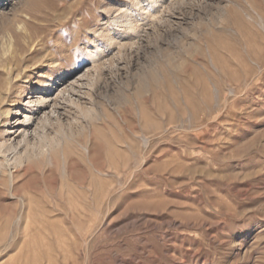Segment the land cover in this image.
<instances>
[{
	"label": "rangeland",
	"instance_id": "1",
	"mask_svg": "<svg viewBox=\"0 0 264 264\" xmlns=\"http://www.w3.org/2000/svg\"><path fill=\"white\" fill-rule=\"evenodd\" d=\"M50 86L0 264H264V0H0V143Z\"/></svg>",
	"mask_w": 264,
	"mask_h": 264
},
{
	"label": "bare ground",
	"instance_id": "2",
	"mask_svg": "<svg viewBox=\"0 0 264 264\" xmlns=\"http://www.w3.org/2000/svg\"><path fill=\"white\" fill-rule=\"evenodd\" d=\"M52 87L53 86H50V88H47V89L42 87L41 96L39 98L36 97V99H32L31 97H29L27 99L28 101L25 104V115L21 117L18 116V119H17V122L19 125L18 127L21 128V130L19 131L20 133H18L16 136L14 135L15 137L11 139L12 134H9L8 129H4L5 130L3 134L4 140L0 143V159L6 160V161L13 160L15 163V166H19L21 164V152H20L21 147H23L24 149H27V147L31 144V140L34 139L31 137L36 135L35 134L36 133L35 128L37 126V125L35 126L36 121L44 120L47 123V122H50L51 119H53L54 117L59 116V115H56V116L54 115L55 111L53 110L54 109L53 103L55 102L52 96L56 93H52L54 91ZM60 92H63L62 89L60 90ZM19 112L20 111H18L17 115L20 114ZM10 113L11 112L8 111V114ZM5 114H7V112ZM34 126L35 128H33ZM32 128H33V131L30 132V129ZM15 133H17V131ZM10 153L13 154L12 158H8ZM26 154L28 155L29 152L27 151Z\"/></svg>",
	"mask_w": 264,
	"mask_h": 264
}]
</instances>
